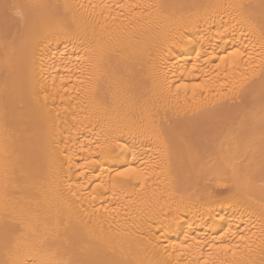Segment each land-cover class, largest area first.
I'll return each instance as SVG.
<instances>
[{
  "label": "bare ground",
  "instance_id": "1",
  "mask_svg": "<svg viewBox=\"0 0 264 264\" xmlns=\"http://www.w3.org/2000/svg\"><path fill=\"white\" fill-rule=\"evenodd\" d=\"M20 2L0 15V264H264V0ZM221 120L193 176L187 145Z\"/></svg>",
  "mask_w": 264,
  "mask_h": 264
},
{
  "label": "snow or ice",
  "instance_id": "2",
  "mask_svg": "<svg viewBox=\"0 0 264 264\" xmlns=\"http://www.w3.org/2000/svg\"><path fill=\"white\" fill-rule=\"evenodd\" d=\"M34 7V5L27 4V3H21L20 0H0V15L3 16L5 22L7 23L8 21H24L27 16V11ZM93 7H96L95 5ZM105 8H111V5H104ZM115 7L118 8H136L139 7V5H126V4H116ZM244 53L240 51H236L232 53V56L238 57V56H243ZM261 57L264 59V50L261 52ZM200 59V55L197 54V60ZM227 57H222L221 60L222 62L224 60H227ZM249 59H251V56H249ZM219 67V65H217ZM196 65H193V69L195 70ZM179 87H187L186 85L181 84ZM193 90L201 88L200 84H194ZM261 124L264 125V101H262L261 105ZM167 147V146H166ZM189 151L191 152L192 146L189 144L187 145ZM135 170L132 168L127 169L124 172H118L116 176L118 178H123V179H129L131 178V174ZM100 185H98L99 187ZM116 185L114 184L113 187ZM95 198V197H93ZM224 251H228V249H224ZM234 254V253H233ZM10 264H59V262H54L51 260H48L45 258V255L36 250H28V251H23V250H18L15 255V259H13ZM204 264H212V262L205 260ZM220 264H226V262H220Z\"/></svg>",
  "mask_w": 264,
  "mask_h": 264
},
{
  "label": "rangeland",
  "instance_id": "3",
  "mask_svg": "<svg viewBox=\"0 0 264 264\" xmlns=\"http://www.w3.org/2000/svg\"><path fill=\"white\" fill-rule=\"evenodd\" d=\"M252 104V103H251ZM250 104V105H251ZM235 118H230L228 120H226V122L229 124V122L237 123L238 120H233ZM222 120L219 123H216V127H211L208 129H204L203 131H200L196 134H194L193 137V147H192V151L194 152V155H192L191 157V162H190V171L193 174V176L196 175L195 170L201 165L203 164L205 161L209 160V158H206V154H207V147H206V143L208 141H210L213 136L215 135V133L220 132L222 129ZM220 130V131H219ZM211 164V163H210ZM208 164V165H210Z\"/></svg>",
  "mask_w": 264,
  "mask_h": 264
}]
</instances>
